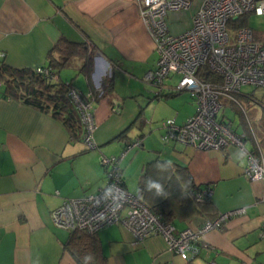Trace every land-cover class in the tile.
<instances>
[{
    "label": "crops",
    "instance_id": "1",
    "mask_svg": "<svg viewBox=\"0 0 264 264\" xmlns=\"http://www.w3.org/2000/svg\"><path fill=\"white\" fill-rule=\"evenodd\" d=\"M192 6L166 18L169 32L191 26L197 8ZM62 39L86 44L93 54L88 76L81 70V55L72 57L57 74L80 92H92L96 148L86 149L81 141L70 140L59 119L7 95L0 83V264H78L65 247L69 232L54 224L51 211L64 198L82 197L103 186L106 172L101 156L121 154L125 140L136 138L140 149L132 146L120 159L127 189L134 187L133 193L137 192L146 162L171 160L173 166L185 167L194 183L211 188V213L239 207L245 211L201 234L200 250L190 262L170 251L159 233L136 243L122 224L106 225L98 231L97 240L107 264L264 263L260 232L264 184L245 176L246 156L235 145L221 150L164 142L161 128L152 125L164 116L182 123L194 112V102L184 91L154 97L144 81V73L156 67L157 54L136 2L0 0V58L5 64L16 68L46 65L51 54L59 58L61 50L54 47ZM71 65L72 70L67 69ZM176 81L173 75L166 84ZM146 112L153 121L149 128H137L136 119ZM241 123L240 128L249 131ZM124 131L126 137L120 138ZM246 147L253 150L248 138ZM206 218L214 217L191 212L171 223L180 231L197 227Z\"/></svg>",
    "mask_w": 264,
    "mask_h": 264
},
{
    "label": "built area",
    "instance_id": "2",
    "mask_svg": "<svg viewBox=\"0 0 264 264\" xmlns=\"http://www.w3.org/2000/svg\"><path fill=\"white\" fill-rule=\"evenodd\" d=\"M140 15L150 32L157 54L156 67L144 73L143 79L159 94L162 89L187 91L194 102V112L182 123L174 118L162 121L164 142L181 141L200 149H224L235 145L246 156L243 172L248 179L264 184V152L258 146L246 147L247 136L240 127H233L220 115L223 102L234 99L241 86L250 84L264 87V34L247 25L235 27L230 40L228 20H235L244 13L264 14V0H134ZM192 5L197 8L192 15L191 26L178 33L168 30L167 17ZM0 56L3 53L0 52ZM34 71L56 81L58 74L45 65ZM201 71L218 79H202ZM177 75L173 85H167L168 77ZM67 95L75 105L83 125V144L94 148L93 131L96 121L93 113V95L82 93L74 85L68 86ZM254 104L256 99L248 96ZM258 105V104H257ZM138 138L128 142L119 155H102L106 182L97 191L82 197L64 198L51 211L54 224L64 229H84L96 232L106 225L120 223L133 235L134 242L161 234L167 248L190 262L198 254V239L204 232L222 227L227 217L245 211L243 207L220 213L213 219H205L197 227L176 231L170 222H162L149 206L124 184L120 166L123 154L139 145ZM259 176L257 180L255 177ZM211 195V188L205 190ZM264 205V193L260 197ZM119 206V207H117ZM264 236V212L260 227ZM264 264V263H260Z\"/></svg>",
    "mask_w": 264,
    "mask_h": 264
},
{
    "label": "trees",
    "instance_id": "3",
    "mask_svg": "<svg viewBox=\"0 0 264 264\" xmlns=\"http://www.w3.org/2000/svg\"><path fill=\"white\" fill-rule=\"evenodd\" d=\"M250 14L251 13H244L235 20H228L227 27L230 29L231 27L235 28L247 25L248 16ZM54 48L61 50V54L59 58H55L51 54L48 64L45 66L57 73L60 68L69 64L72 57L81 55L83 56L81 70L86 76L90 74L93 54L91 51H88L86 44L62 39L55 44ZM0 59V82L5 85V93L9 96L19 98L25 103L37 107L40 110L50 112L52 116L59 119L66 126L70 140L81 141L83 143L82 137L84 128L75 105L67 95L68 86L72 83L70 81L60 80L59 75L58 80L52 81L35 72L34 68L12 67L5 64L2 58ZM208 75L209 73L205 71L198 73V76H201L202 79H218L216 76L211 77ZM110 80L111 77L108 78L106 82L110 84ZM90 93L92 94V92ZM178 93L179 92L176 91L162 89L159 94L154 93V97L159 98L160 96L163 97L165 95H174ZM252 95V93H242L240 90L239 93H235L234 99H226L222 102L226 101L227 103H225V105L229 104L232 108L234 107L236 109L238 107L240 109L241 114L244 116V118L240 116L242 118L241 124L246 123L244 126L247 127L248 125L249 129V131L245 132L247 138L252 141L253 148H256L255 145L258 144L262 151L261 147L264 146V133L261 132V127L264 126V118L259 120V125L256 122H254L256 124L251 123V119L254 118V110H252L251 106L244 107L247 103L243 102L249 101L250 104H254L248 97H253ZM253 98L256 99L255 97ZM256 103L259 106H264V103H261L260 100L256 99ZM249 109H251V114L249 113ZM248 119L250 120V124L249 122L247 123ZM229 122H231V120H227V123L232 126ZM118 136L120 138H125V131ZM131 141L132 140H125L123 149L126 144ZM85 148L92 149L86 146ZM94 148H96V146ZM158 163L160 167H157ZM150 181L159 182L164 188V194L157 195L155 189L149 191L148 186ZM137 186L138 189L135 194L149 206L151 211L154 212L162 222L171 223L173 219L185 217L191 212H197L200 215L205 214L210 218L218 215V213H211L210 196L205 194V190L210 187H202L194 183L186 168L178 164L169 167L166 164V160L157 158L146 162ZM67 231L69 232V237L65 243V247L78 264H83V258L86 255L92 256V260L89 261V264H107L105 257L99 251L97 240V233L99 230L96 232H89L84 229L75 228L71 230L67 229Z\"/></svg>",
    "mask_w": 264,
    "mask_h": 264
},
{
    "label": "rangeland",
    "instance_id": "4",
    "mask_svg": "<svg viewBox=\"0 0 264 264\" xmlns=\"http://www.w3.org/2000/svg\"><path fill=\"white\" fill-rule=\"evenodd\" d=\"M199 1L200 0H194V2H199ZM191 7H194V6H191ZM248 26H250L251 28H253L257 32L264 34V14L257 15L255 13H251L248 16ZM235 30L236 29L233 28V27H231L230 29L228 28V33H229V36H230V40L232 39V37H233V35L235 33ZM70 67L72 68V65L68 66L67 69H71ZM107 75H108V72H107ZM82 78L83 77H81L79 79V81ZM148 86H149L150 89H152V93H153L155 91L154 87H152L151 85H148ZM185 92H187V91H184L183 93L185 94ZM241 92L242 93H252L253 97H255L257 100H260L261 103H264V87H255V86L250 85V84H245V85L241 86ZM187 93L189 94V92H187ZM181 99H183V98H181ZM186 99H188V96L186 97ZM189 100H191V98H189ZM243 102L247 103V104L244 105V107L245 106H251L252 110H254L253 111L254 112V119H251L252 122H256L257 123V121H259L260 119L264 118V106H259L257 104H255V105L254 104H250L249 101L248 102L243 101ZM223 103H225V102H223ZM220 113H222L224 115V118L226 120H231L233 126L239 125L242 122V118H244L243 114H241V111H240V109L238 107L235 109L234 107L232 108L229 104H227V105L223 104V108L220 111ZM249 113L251 114V109H249ZM145 114L144 113L141 114L140 117L138 119H136L137 122H136L135 126L137 128H144V127L149 128V123H151L153 121L152 115H151V113H147V112ZM166 118H167L166 116H164L163 119L159 118L157 121H153L152 125H156L157 124L161 128L162 132H164V128L162 127L161 123ZM240 126L241 125H239V127ZM134 129H135V127H134ZM261 129H262L261 132L264 133V126H262ZM139 146L140 145H135L131 149L135 148V149L139 150L140 149ZM130 183H132V182H130ZM128 188H129L128 190L130 192L134 191V187H128ZM65 230L67 231V229H65Z\"/></svg>",
    "mask_w": 264,
    "mask_h": 264
},
{
    "label": "clouds",
    "instance_id": "5",
    "mask_svg": "<svg viewBox=\"0 0 264 264\" xmlns=\"http://www.w3.org/2000/svg\"><path fill=\"white\" fill-rule=\"evenodd\" d=\"M166 164L169 166V167H173V164H172V161L171 160H168L166 161ZM157 167H160L159 163L157 164ZM257 180L260 179L259 176L255 177ZM152 189H155L156 190V194L157 195H163L164 194V188L163 186L159 183V182H149V186H148V190L151 191ZM119 207V206H117ZM92 260V256L91 255H86L84 258H83V264H89V261Z\"/></svg>",
    "mask_w": 264,
    "mask_h": 264
}]
</instances>
